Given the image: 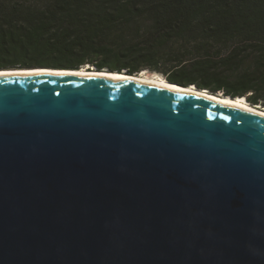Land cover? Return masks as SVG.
Instances as JSON below:
<instances>
[{
  "label": "water",
  "instance_id": "water-1",
  "mask_svg": "<svg viewBox=\"0 0 264 264\" xmlns=\"http://www.w3.org/2000/svg\"><path fill=\"white\" fill-rule=\"evenodd\" d=\"M0 264H264V116L114 77L0 75Z\"/></svg>",
  "mask_w": 264,
  "mask_h": 264
},
{
  "label": "trees",
  "instance_id": "trees-1",
  "mask_svg": "<svg viewBox=\"0 0 264 264\" xmlns=\"http://www.w3.org/2000/svg\"><path fill=\"white\" fill-rule=\"evenodd\" d=\"M83 66L264 106V0H0V69Z\"/></svg>",
  "mask_w": 264,
  "mask_h": 264
},
{
  "label": "bare ground",
  "instance_id": "bare-ground-1",
  "mask_svg": "<svg viewBox=\"0 0 264 264\" xmlns=\"http://www.w3.org/2000/svg\"><path fill=\"white\" fill-rule=\"evenodd\" d=\"M33 73H54V74H67V75H80V76H90V75H99V76H106V77H114L117 79H125L136 81L140 83L156 85L159 87H163L166 89H174L176 91L187 92V93H196L200 96H204L206 99H212L221 103H225L231 105L234 108H238L248 113L257 114L264 116V110L260 109L258 105H251L249 104L244 97H236L231 98L227 96H223L222 94H211L208 93L206 90H197L193 86H188L186 88H182L177 85H172L164 78L155 75H149L145 70L141 71L140 73L133 74V75H126V73H109L108 71L102 70L97 71L95 69L89 68L88 66H83L78 70H52L47 68L41 69H34V70H27V69H15L9 71H0V75H7V74H17V75H28Z\"/></svg>",
  "mask_w": 264,
  "mask_h": 264
},
{
  "label": "rangeland",
  "instance_id": "rangeland-1",
  "mask_svg": "<svg viewBox=\"0 0 264 264\" xmlns=\"http://www.w3.org/2000/svg\"><path fill=\"white\" fill-rule=\"evenodd\" d=\"M89 68H90V66H88ZM92 69H94L95 67H91ZM146 71V70H145ZM150 76L151 75H157V76H160V77H162V78H164L163 77V75H161V74H159V73H156V72H150V71H146ZM221 94V93H220ZM250 104V103H249ZM258 106L260 107V109H263L264 110V106L263 105H260V104H258Z\"/></svg>",
  "mask_w": 264,
  "mask_h": 264
}]
</instances>
